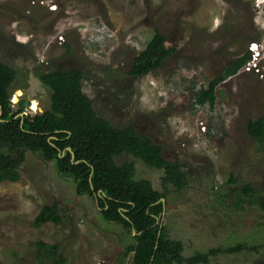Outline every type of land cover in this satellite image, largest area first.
<instances>
[{
	"label": "rangeland",
	"instance_id": "obj_1",
	"mask_svg": "<svg viewBox=\"0 0 264 264\" xmlns=\"http://www.w3.org/2000/svg\"><path fill=\"white\" fill-rule=\"evenodd\" d=\"M156 29L175 51L160 68L130 75ZM253 42L258 66L218 83L213 105L197 103L196 91ZM0 61L16 71L13 109L17 95L39 103L25 114L44 111L50 89L40 73L76 68L100 117L135 127L179 161L188 185L168 187L160 222L184 256L264 242V144L246 128L264 113V0H0ZM135 168L161 189L160 170L141 161ZM46 204H57L61 223L33 224ZM39 241L57 244L60 261L49 262ZM130 241L37 151L26 150L18 180L0 181V264H132L133 253L123 254ZM206 264H264V249L221 252Z\"/></svg>",
	"mask_w": 264,
	"mask_h": 264
},
{
	"label": "trees",
	"instance_id": "obj_2",
	"mask_svg": "<svg viewBox=\"0 0 264 264\" xmlns=\"http://www.w3.org/2000/svg\"><path fill=\"white\" fill-rule=\"evenodd\" d=\"M166 39V34L156 29L134 56L128 73L141 76L160 68L175 51L174 46L166 45ZM249 58L250 51L246 50L233 59L196 91L195 101L213 105L218 83L237 73ZM15 72L13 66L0 61V181L18 180L26 150L39 152L42 160L53 162L58 173L76 182L80 193L97 199L105 221L129 231L131 241L126 243L123 254L133 253L132 264H206L221 252L264 249V242L251 247L239 243L184 256L182 241L170 237L160 222L164 209L161 198L166 197L168 187L182 189L188 185L179 161L168 158L159 144L135 127H118L100 117L82 89L84 74L76 68L40 73L41 82L50 89L49 107L42 112L17 115L20 110L13 109L10 100ZM246 128L254 140L264 144V113L257 119L249 118ZM124 155L131 160L118 162ZM137 161L161 171V189L154 188L149 179L136 177ZM243 191L248 193L252 188L247 184ZM260 207L264 210V199ZM62 221L57 204H46L33 224ZM37 250L51 263L60 261L57 244L39 241Z\"/></svg>",
	"mask_w": 264,
	"mask_h": 264
},
{
	"label": "water",
	"instance_id": "obj_3",
	"mask_svg": "<svg viewBox=\"0 0 264 264\" xmlns=\"http://www.w3.org/2000/svg\"><path fill=\"white\" fill-rule=\"evenodd\" d=\"M30 98L26 97V96H21L17 102V108L20 110V112L17 115L23 116L25 114V112H23V110H25L28 107ZM161 201L163 202V207L165 205V198L162 197Z\"/></svg>",
	"mask_w": 264,
	"mask_h": 264
},
{
	"label": "built area",
	"instance_id": "obj_4",
	"mask_svg": "<svg viewBox=\"0 0 264 264\" xmlns=\"http://www.w3.org/2000/svg\"><path fill=\"white\" fill-rule=\"evenodd\" d=\"M255 49H256V44L251 46L252 54H251L248 62L246 63V65L243 66V68L246 67L245 68L246 70H248V69L250 70L252 67L258 66V59H259L258 53L259 52H256ZM250 64H251V66H250Z\"/></svg>",
	"mask_w": 264,
	"mask_h": 264
},
{
	"label": "bare ground",
	"instance_id": "obj_5",
	"mask_svg": "<svg viewBox=\"0 0 264 264\" xmlns=\"http://www.w3.org/2000/svg\"><path fill=\"white\" fill-rule=\"evenodd\" d=\"M20 93V92H19ZM19 93H17V94H19ZM20 95H21V93H20ZM19 98L17 97V95H15L14 96V98L12 99L14 102H17V100H18ZM38 101L36 100V99H31L30 98V101H29V104H28V107L29 108H31V109H33V110H36L37 108H38Z\"/></svg>",
	"mask_w": 264,
	"mask_h": 264
},
{
	"label": "clouds",
	"instance_id": "obj_6",
	"mask_svg": "<svg viewBox=\"0 0 264 264\" xmlns=\"http://www.w3.org/2000/svg\"><path fill=\"white\" fill-rule=\"evenodd\" d=\"M254 44H256V49H255V51H256V52H259L258 55H259V59H260V51H259V48H258V44H257L256 42H253V43H251V44L249 45L248 50L250 51V56H251V54H252L251 46L254 45ZM26 109H28V107H27Z\"/></svg>",
	"mask_w": 264,
	"mask_h": 264
},
{
	"label": "flooded vegetation",
	"instance_id": "obj_7",
	"mask_svg": "<svg viewBox=\"0 0 264 264\" xmlns=\"http://www.w3.org/2000/svg\"><path fill=\"white\" fill-rule=\"evenodd\" d=\"M226 12H227V10H226Z\"/></svg>",
	"mask_w": 264,
	"mask_h": 264
}]
</instances>
